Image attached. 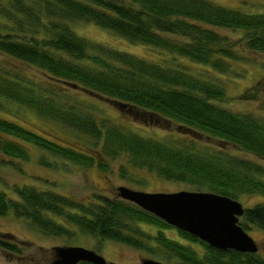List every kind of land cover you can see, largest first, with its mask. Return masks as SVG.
<instances>
[{"label":"trees","instance_id":"16d2710c","mask_svg":"<svg viewBox=\"0 0 264 264\" xmlns=\"http://www.w3.org/2000/svg\"><path fill=\"white\" fill-rule=\"evenodd\" d=\"M0 14L5 20H0V55L18 72L21 65L45 76L42 82H32L19 73L0 71V156L5 160L0 165L20 170L14 160L28 162L33 147L105 173L110 161L122 158L127 165L119 173L126 182L131 169L133 174H155L193 191L236 201L242 196L264 197V118L224 108L223 103L233 100L221 86L223 76L243 77L231 68L232 62H250L243 51L264 55V12L209 0H11L8 8L0 7ZM79 23L110 31L134 45H147L172 64L79 37L71 28ZM178 59L206 68L205 73H192L174 63ZM76 89L110 101L127 118L176 130L162 141L100 122L72 94ZM263 94L264 75L234 100L257 101ZM12 106L62 125L96 155L61 146L7 119L2 113H10ZM226 146L258 160L233 155ZM40 162L53 167L43 158ZM9 214L46 237L71 239L80 233L128 246L163 263L264 264L259 251L218 250L181 230H177L181 242L172 240L164 231L175 228L119 196L95 194L79 201L33 185H14L11 190L0 185V216ZM141 224L158 231L144 232ZM240 225L245 231L264 232V204L245 209ZM33 246L11 233H0V251L7 260L51 264L53 251L37 247L45 253L38 260Z\"/></svg>","mask_w":264,"mask_h":264},{"label":"rangeland","instance_id":"374dc122","mask_svg":"<svg viewBox=\"0 0 264 264\" xmlns=\"http://www.w3.org/2000/svg\"><path fill=\"white\" fill-rule=\"evenodd\" d=\"M11 0H0V7H9ZM215 2L218 5H222L228 8L240 9L248 12H264V0H209ZM7 2V3H6ZM0 20L5 21L4 17L0 14ZM7 22V21H6ZM72 30L79 37L85 38L95 43H100L111 49L121 51L124 53H129L135 55L139 58H143L152 62H161L165 59H171L168 57H162L157 52L147 45H134L131 44L120 37L114 35L110 31L101 29L92 24H72ZM236 40L238 36H233ZM246 56L247 60L250 62L242 63H231L232 71L236 73L240 72L243 77L237 78L232 75L223 76V87L226 96L231 98L233 101L223 103V107L231 111L239 113H252L259 117L264 118V94L257 101H239L234 100L247 88L253 87L257 84L264 75V55L255 54L250 52H242ZM174 63L182 64L187 67L192 73L199 74L205 73L204 67L189 63L188 61L178 59ZM162 64V63H159ZM165 65V64H162ZM18 69L13 66V62L8 58L0 55V71L7 70L11 73L20 74V77L32 82H42L45 76L35 69H31L25 66H19ZM5 71V72H7ZM211 77L215 74L210 73ZM70 90V89H69ZM71 91V90H70ZM72 94L76 93V98L81 102L86 108L93 112V116L96 120H107L111 124H120L127 130H133L140 133L151 135L152 137L165 141L169 136L168 132H174L176 127L170 126L169 128H164L165 126H152L146 122H140L138 120H133L132 116L125 117L120 114L116 106L110 101L98 97L85 90H72ZM75 91V92H74ZM70 93V92H69ZM70 101H72L70 99ZM11 109L9 112H3V116L7 119L17 122L23 127L31 130L34 133L44 136L45 138L58 143L65 147H75L84 153H91L86 146L79 143L76 139V135L71 133L60 124H56L46 119H42L37 116V114L32 113L16 106L9 107ZM96 112V114L94 113ZM136 121V122H135ZM98 122V121H97ZM145 123V124H144ZM141 135V134H140ZM84 141L85 138H82ZM29 161H18L14 160V164L18 169L12 166H2L0 165V181L1 187L4 189H10L14 185H33L40 190H50L63 195H68L75 198L76 200L87 201L93 195H103L108 198L117 197V189L119 187H127L136 191H141L144 193H175L179 191H193L192 188L188 187L186 184L174 183L159 179L155 174H148L147 172L133 171L127 169V182L121 177L119 173L120 167L122 165H127L126 162L120 158L115 161H110V167L108 173L102 172L97 166L92 168H87L83 166H77L71 162L64 161L53 157L47 152H42L37 148L29 147ZM227 150L233 155L240 154L242 158L255 160L252 155L244 154L237 151V148L232 146H226ZM45 159L48 163L52 164L53 167H48L41 165L40 159ZM0 161L5 162L2 156H0ZM263 198V199H262ZM247 197L242 196L240 201L244 208H251L256 203L264 204V197ZM240 225V220H239ZM140 228L147 233L156 234L158 231L156 228L149 225L141 224ZM28 223L24 220L16 219L12 214L5 217L0 216V233H11L16 236L17 240L26 241L34 244V257L38 260L44 256L43 251L37 250V247L43 248L48 252L53 251L54 247L57 246H67V247H81L87 250H92L98 255L105 258L107 263L112 264H141L142 260L152 259L146 253L137 251L128 246H124L115 243L110 240H100L92 236H85L80 233L72 237L71 239L65 238H50L46 237L38 232L30 231ZM250 237L256 242L258 246L259 254L264 257V232L251 228L246 231ZM165 235L175 241L181 242V238L177 234L176 229H171L164 231ZM152 234V235H153ZM48 258L45 257V260ZM54 259V258H53ZM154 261H158L152 259ZM51 260L50 263H52ZM161 262V261H158ZM163 263V262H162ZM0 264H20L16 261H9L4 257V254L0 251ZM189 264V263H188Z\"/></svg>","mask_w":264,"mask_h":264},{"label":"water","instance_id":"95a60500","mask_svg":"<svg viewBox=\"0 0 264 264\" xmlns=\"http://www.w3.org/2000/svg\"><path fill=\"white\" fill-rule=\"evenodd\" d=\"M119 198L135 204L177 230L189 233L210 247L226 251L255 254L256 242L239 225L245 209L239 201L208 192L180 191L175 193H144L127 187L117 189ZM51 264H112L92 250L81 247L53 248ZM141 264L162 263L152 259Z\"/></svg>","mask_w":264,"mask_h":264}]
</instances>
